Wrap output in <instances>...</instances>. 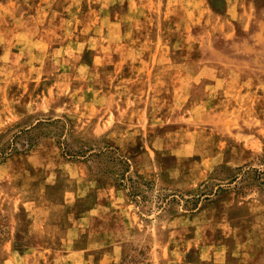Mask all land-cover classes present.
I'll use <instances>...</instances> for the list:
<instances>
[{
    "label": "rangeland",
    "instance_id": "1",
    "mask_svg": "<svg viewBox=\"0 0 264 264\" xmlns=\"http://www.w3.org/2000/svg\"><path fill=\"white\" fill-rule=\"evenodd\" d=\"M262 162L264 0H0V264H264V191L186 202Z\"/></svg>",
    "mask_w": 264,
    "mask_h": 264
},
{
    "label": "trees",
    "instance_id": "2",
    "mask_svg": "<svg viewBox=\"0 0 264 264\" xmlns=\"http://www.w3.org/2000/svg\"><path fill=\"white\" fill-rule=\"evenodd\" d=\"M16 138H19V136H16ZM16 148L11 146V151H15ZM95 150H79V151H71L68 150L66 152L69 156H79L87 160V162L92 161V163H95L94 159L100 160L102 157H107L111 161L118 162L119 165H121V169L118 173L119 180L121 182V185L123 183H127L128 190H129V196H133L132 189H135L139 182L138 180L130 175V166L127 164L126 161H124L123 158L118 156L116 151L112 150L109 146L105 147L103 150L99 151L98 153H94ZM238 173L236 175L230 176L228 179L229 182L222 183L225 180H220L221 183L218 185H215V188H207L205 186V190L201 194H197L186 200L187 203H191L193 206V210H196L202 202H214L213 198L218 197L222 192H224L225 187H229L231 185H235V189H237V194H243L244 189L248 188H257L259 190L264 191V162L259 167H247V168H239ZM135 193V192H134Z\"/></svg>",
    "mask_w": 264,
    "mask_h": 264
}]
</instances>
